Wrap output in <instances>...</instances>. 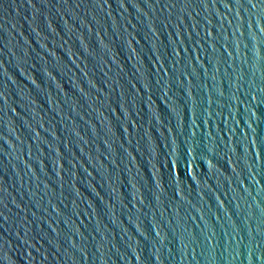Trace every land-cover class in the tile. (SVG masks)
<instances>
[{
	"label": "water",
	"instance_id": "obj_1",
	"mask_svg": "<svg viewBox=\"0 0 264 264\" xmlns=\"http://www.w3.org/2000/svg\"><path fill=\"white\" fill-rule=\"evenodd\" d=\"M0 264H264V0H0Z\"/></svg>",
	"mask_w": 264,
	"mask_h": 264
}]
</instances>
